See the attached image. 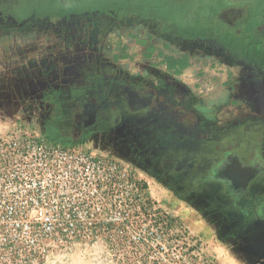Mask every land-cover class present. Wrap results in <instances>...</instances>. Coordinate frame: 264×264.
Instances as JSON below:
<instances>
[{
    "label": "flooded vegetation",
    "instance_id": "flooded-vegetation-1",
    "mask_svg": "<svg viewBox=\"0 0 264 264\" xmlns=\"http://www.w3.org/2000/svg\"><path fill=\"white\" fill-rule=\"evenodd\" d=\"M157 1L149 6L130 2L128 7L121 2L106 14L92 6L96 0H44V8L32 0H0V43L8 34L46 25L68 34L79 29L89 34L131 14L155 22L170 39L224 56L236 69L252 74V80L264 82V13L263 21L256 22L263 0H212L205 5L198 0ZM252 3H257L254 16L248 13ZM153 7L158 8L157 17ZM200 9L206 13L204 21L196 16ZM238 11L244 15L234 23ZM147 38L152 40V35ZM99 51L95 46L76 48L70 56H45L35 66L17 69L16 82L0 95L20 107L29 104L42 138L57 134L48 142L90 146L137 166L200 213L224 244L251 238L254 248L248 252L254 263L264 264V141L259 149L241 151L237 138L211 142L210 122L197 109L200 99L174 76L179 65L170 68L162 58L164 69L138 76L119 68L116 53L111 62ZM188 54L177 59L187 57L189 62ZM252 113L264 120L260 112Z\"/></svg>",
    "mask_w": 264,
    "mask_h": 264
},
{
    "label": "rangeland",
    "instance_id": "rangeland-1",
    "mask_svg": "<svg viewBox=\"0 0 264 264\" xmlns=\"http://www.w3.org/2000/svg\"><path fill=\"white\" fill-rule=\"evenodd\" d=\"M96 2L97 6H92L99 13L107 14L118 8L113 5L114 0ZM256 4L253 9H248L250 16H254ZM263 4L264 0L259 6L256 22L263 21ZM236 13L234 23L238 22L239 15H244L243 12ZM127 16L124 22L110 23L89 34L80 29L68 34L53 25H46L29 33L6 35L0 43V91L16 82L13 73L17 69L35 66L45 56L65 53L70 56L76 48L88 50L98 46L104 60L111 62L112 54L116 53L119 68L138 76L150 70L164 69L163 55L178 57L189 53V65L174 76L200 99L197 109L210 122V141L220 143V139L229 136L231 140L240 139V151L261 148L264 120L252 112L264 116V82L252 80V74L249 77L247 70L236 69L224 56L213 55L196 44L162 35L161 30L155 28V22L147 23L140 17H131V14ZM149 33L155 48L147 59L144 51ZM163 44L165 47L162 48ZM159 49L163 50V55L158 54ZM260 61L264 62V53ZM167 72L173 74L171 70ZM262 73L264 76V71ZM237 110L240 113L233 114ZM253 115L252 121L248 116ZM32 121L33 109L29 104L20 107L0 95V134L30 136L47 147H75L76 151L114 160V172L94 203L102 212L95 216L99 219L106 217L111 227L62 231L15 229L4 224L5 219L0 216V264H257L248 252L254 248L251 238L224 244L200 213L179 201L137 166L104 150L88 148L90 146L48 142L57 134H51L48 139L43 135V139ZM20 173L25 170L21 169ZM26 173L43 177L47 171L31 167ZM74 189L70 191L75 192H69L71 198L68 202L78 201L74 193L79 191ZM2 200L0 194V210L3 209ZM233 209L237 211L236 207Z\"/></svg>",
    "mask_w": 264,
    "mask_h": 264
},
{
    "label": "built area",
    "instance_id": "built-area-1",
    "mask_svg": "<svg viewBox=\"0 0 264 264\" xmlns=\"http://www.w3.org/2000/svg\"><path fill=\"white\" fill-rule=\"evenodd\" d=\"M74 148L47 147L30 136L0 134V216L4 224L15 229L56 231L111 227L106 217H96L102 212L94 203L116 164ZM31 167L45 169L46 176L26 173ZM21 169L25 173L21 174ZM72 188L79 191L74 193L77 202L67 201L69 192H75Z\"/></svg>",
    "mask_w": 264,
    "mask_h": 264
},
{
    "label": "trees",
    "instance_id": "trees-1",
    "mask_svg": "<svg viewBox=\"0 0 264 264\" xmlns=\"http://www.w3.org/2000/svg\"><path fill=\"white\" fill-rule=\"evenodd\" d=\"M29 1V0H28ZM31 1V0H30ZM32 1H34V0H32ZM133 1V2H132ZM135 1H145V3L144 4H146V5H150L151 3L152 4H156V3H158V1L157 0H114V2H113V4L114 5H119V3H123L125 6H127L128 7V4L130 3V4H135L136 2ZM198 1H200V2H202V3H204L203 5H205L206 3H211V1L212 0H198ZM218 1H222V0H218ZM35 4L36 5H38V7H40V8H44V7H41V5H44V4H42V2H44V0H35ZM144 4H142V5H144ZM135 7V6H134ZM137 7V6H136ZM139 7V6H138ZM153 9V13H154V15L157 17V15H159L158 14V8L157 7H153L152 8ZM203 11L204 10H202V9H200V10H198L197 12H196V16L198 17V20H202V21H204V18H205V12L203 13ZM198 29H200V26H199V28ZM201 30V29H200ZM148 40H146L145 42H147L148 43V46H146V51L144 52V57H146V58H149L151 55H152V52H153V50H154V48H155V46H154V44L151 42V39H149V38H147ZM141 41V43H143V40H140ZM165 47V46H164ZM158 54H163V50H161V49H159V51H158ZM164 60L165 61H168V63H169V67L170 68H173V66H175V65H179V70L180 69H182V68H185V67H187V65L189 64V62H188V59H187V57H185V58H181V59H177V57L176 58H174V57H172V56H170V55H164Z\"/></svg>",
    "mask_w": 264,
    "mask_h": 264
}]
</instances>
